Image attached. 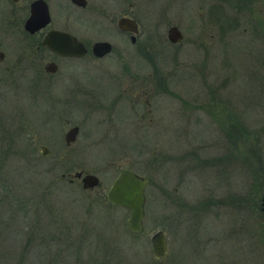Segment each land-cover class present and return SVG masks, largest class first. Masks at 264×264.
<instances>
[{"label":"rangeland","instance_id":"374dc122","mask_svg":"<svg viewBox=\"0 0 264 264\" xmlns=\"http://www.w3.org/2000/svg\"><path fill=\"white\" fill-rule=\"evenodd\" d=\"M214 2L89 0L96 13L54 7V25L68 22L88 48L106 40L113 51L97 63L58 61L56 82L45 87L38 72L49 56L26 46L27 11L11 22L0 0V264H264V0L251 13L224 2V16L239 21L225 32L209 14ZM124 11L139 23L135 43L116 27ZM172 25L183 34L175 44ZM122 58L132 85L157 70L172 94L131 93L116 115L85 110L76 81L107 99L100 67L121 69ZM230 118L246 130L233 141ZM73 125L77 139L67 145ZM126 167L148 181L142 234L130 233L127 210L105 199ZM85 173L101 186L83 189ZM158 230L167 239L162 260L151 253Z\"/></svg>","mask_w":264,"mask_h":264},{"label":"water","instance_id":"95a60500","mask_svg":"<svg viewBox=\"0 0 264 264\" xmlns=\"http://www.w3.org/2000/svg\"><path fill=\"white\" fill-rule=\"evenodd\" d=\"M75 4L84 6V0H72ZM50 17L46 4L42 0H37L33 6L30 15L24 21V30L30 34L45 27L49 23ZM116 26L125 32H130L132 42L135 41V36L138 34V23L135 19L128 16H121L116 20ZM167 39L170 43H178L183 39V34L180 29L172 25L167 30ZM42 45L60 56L81 57L86 54L87 50L74 36L67 32L59 30H48L42 37ZM112 50V46L108 41H96L91 46V52L96 57H102ZM4 52L0 51V60H3ZM53 66V65H51ZM78 127L69 128L64 140L67 145L76 141ZM40 152L43 157L49 154V149L45 146L40 147ZM81 174H77L80 176ZM76 175L74 177H77ZM80 181L83 189H93L101 186L100 178L92 173H85L80 176ZM264 178V171H263ZM147 179L140 176L132 169L122 168L112 183L109 185L105 193L106 200L118 207L127 210L126 227L130 233L142 234L144 232V214H145V189ZM261 211L264 214V190L261 197ZM151 253L156 260H162L167 256L168 247L166 233L164 230H158L150 237Z\"/></svg>","mask_w":264,"mask_h":264},{"label":"flooded vegetation","instance_id":"af4514ba","mask_svg":"<svg viewBox=\"0 0 264 264\" xmlns=\"http://www.w3.org/2000/svg\"><path fill=\"white\" fill-rule=\"evenodd\" d=\"M1 1L5 4L3 6V8L7 11V13L11 14V20L10 21L13 22L14 20H16V14H18V12L27 11V17H28V15H30V13H31L33 4L37 0H27L25 5H22V6H18V4L20 2H22L23 0H1ZM42 1L46 4L47 9H48V13H49V17H50L49 23L45 27L35 31L32 34L26 32L24 30V27H23V30L26 33V35L32 37V39L30 38L31 42L25 41L26 46L29 47L28 50L31 52H38V51L44 52L45 51L44 53H47L49 56V61L45 63V65L43 67V71L38 72L39 75H42L39 77L44 79V82H41V84L43 83L45 87H46V85H51L52 83L56 82V81H54V78L52 76L59 73L58 61L82 60V59L87 58V59H89L88 61H92L93 63H97V62H100L101 60L105 59L107 56H109L112 53L113 46L109 42L112 46V50L110 53H108L102 57L94 56L93 53L91 52L92 44L96 41H106V40H95L91 43L90 48H88V46H87V44H85L84 40L81 37H79L77 35V33H75L74 31L71 30L72 28L68 22H65L64 25H62L60 27L54 25V23H53L52 9L54 7H57V11H60V12L62 11V9L64 7L69 6L70 8L75 9L76 11L82 12V11H86L87 9L88 10L90 9L91 12L96 13L99 11V9L95 3H94V6H92L91 4L88 5L89 0H84L85 5L80 6V5L75 4L72 0H69V1L68 0H42ZM121 16H128L129 18L135 19V18L127 15V12L124 11L120 16H118L116 18V20ZM116 20H115V24H116ZM136 22L138 23L137 20H136ZM51 23H53L52 26H51ZM23 25H24V22H23ZM117 29L124 34H128L129 40L131 43H135L136 37L140 33L139 23H138L139 32L135 36V41L132 42V40H131L132 34L130 32L122 31L118 27H117ZM48 30H59V31H63V32H67V33L71 34L77 40L82 42V44L84 45V47L87 50L86 54H84L81 57L60 56V55L54 53L53 51L49 50L46 46L42 45V43H41L43 35ZM0 51L4 52L3 49H1V48H0ZM140 52L142 53L143 56L147 55L146 54L147 50L144 49L143 47L141 48ZM5 57H6V53L4 52V58H3V60H0V63H2L5 60ZM121 62H122V67H121V69H118V70L105 69V66L100 67L101 69L99 71L102 74V75H100V78L105 80V84H106L107 90H108V98L107 99L98 98L95 94L96 89L95 88H93V89L88 88L87 89V87H85L83 85L84 81H82V79L81 80L79 79L76 81V83H77L76 88H77V90H80V93H81L79 100H80L82 107L85 110L86 109H94L97 111L98 110L99 111L106 110V111L111 112L112 115H116L118 112L116 110L119 106H122L123 110L125 108H129V105L131 104V97H130L131 93H134V92L148 93V92H156L157 90L158 91L163 90L162 80H161L162 76H161L160 72H158L157 70L149 72L150 74L141 77L140 85H135V84L132 85V78H131V74L129 71L128 63H127V61L124 60V58H122ZM51 65H53V66H51ZM61 77L65 78L67 76L64 77L62 75ZM67 78H65L64 81ZM41 84L39 83V85H41ZM69 91H72L71 87H69ZM158 91H157V93H159ZM62 101L65 103L64 107H66V103H67L66 100L62 99ZM113 118H114V116L111 117V119H113ZM73 126H77L78 132H79V126L78 125H73ZM73 178H76V177H73ZM73 181H74V179H70L69 183H71Z\"/></svg>","mask_w":264,"mask_h":264},{"label":"trees","instance_id":"16d2710c","mask_svg":"<svg viewBox=\"0 0 264 264\" xmlns=\"http://www.w3.org/2000/svg\"><path fill=\"white\" fill-rule=\"evenodd\" d=\"M214 1H215L214 4L211 5L209 8V14H210L212 20L219 21V24L222 23L220 25V31H222V32H225L224 24H226L230 28L229 30H234L236 28L237 23L239 22L237 19L235 20L234 17L230 18L229 15L224 16V14H223V10H224L223 3L224 2L231 3V4L235 3L238 13H240V12H250V13L254 12L253 7H254L255 0H214ZM229 6H231V5L229 4ZM228 9L230 10V9H234V8H233V6H231V7H228ZM161 80H162V88H163L162 92L172 94V92L169 91L168 87H166V81H165L166 79L164 78V76H162ZM209 114L212 115L213 112L209 111ZM233 119L235 121L234 123H233ZM233 119L232 118L229 119L230 120L229 122H231V123H229V131H228V135L230 138H232V141L235 140L234 139L235 137H238V134L239 135L241 134L242 130L246 131L243 124L241 125L240 121L237 118H233ZM0 126L3 127L4 125L0 124ZM237 131H238V133L235 134ZM253 188L255 189L254 193L256 194V188L255 187H253ZM108 204H109V206L112 205L109 202H108ZM257 206H258V203L256 204V207Z\"/></svg>","mask_w":264,"mask_h":264}]
</instances>
